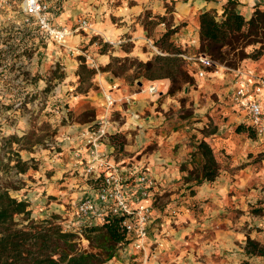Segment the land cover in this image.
Returning <instances> with one entry per match:
<instances>
[{
	"label": "crops",
	"instance_id": "obj_1",
	"mask_svg": "<svg viewBox=\"0 0 264 264\" xmlns=\"http://www.w3.org/2000/svg\"><path fill=\"white\" fill-rule=\"evenodd\" d=\"M225 1H175L173 8L166 12L161 0H137V2L123 0V6L119 7V10L101 14L99 20L94 23L98 34L92 37L110 43L113 39L107 38L108 36L119 38L118 36H124L125 32L129 31L131 51L124 52L121 50L120 44H113L111 55L122 53L124 56L146 60L151 52L147 55L141 49L142 34L145 29L140 23H132L135 21L134 16L139 15L142 10L152 9L153 14L165 15L170 20L171 27L178 26V30L173 35L174 42L183 49H192L195 52L199 45L197 13L200 10L208 9L220 13ZM236 1L237 11L246 18L251 16L256 4L264 7V0ZM55 14L56 12H51L49 6L48 15L51 22L63 26V19L59 17L56 22ZM61 17H63V13H61ZM118 22L120 23L118 24ZM158 29L155 28L157 32L160 31ZM88 39L87 36L75 32L66 37L65 43L75 46L84 42L91 47L94 40L88 43ZM123 40L125 37H121L117 42L123 44ZM187 53L190 52L187 51ZM102 56H105V53ZM243 63L251 66L256 74L264 79V56L257 60L247 59ZM194 77L197 85L195 88H191L189 94V103L193 107L192 113L182 116L180 115L182 110H178L171 116L168 115L167 110L179 108L180 99L178 100V98L180 96L177 94L164 97L170 86L168 79L154 81L142 79L136 83L137 87H132L129 83L111 76L108 72L95 75L94 80L102 90L101 100L99 104H95L99 107L95 122L106 123L107 136L109 137L105 140L104 145L109 151L111 145H114L111 157L117 164L128 167L129 178L124 184L126 192L131 191L136 177L141 171L147 172L154 178L158 189L160 187L174 188L181 185V176L184 175L181 165L187 162L188 157L190 160V153L195 150L197 142L201 139L209 143L214 153L217 151L221 155L225 153V155H230L231 159L242 158L249 151L264 146V138L254 134L247 136L244 131L236 129L239 124L247 126V119L232 107L229 80L222 76H211L209 73L206 77ZM112 83L117 84L116 89L111 90ZM151 84L156 86L154 93H149L145 89ZM183 91L187 93L188 88L184 87ZM106 92L111 93L115 100L109 107L104 98ZM199 94H203L201 100L200 97L198 99ZM257 97L264 103V90ZM91 103L93 105V102ZM192 121V127H189V122ZM210 124L213 125V129L207 133L204 129L208 128ZM87 126L88 124L83 123L79 129L71 130L70 134H66L56 142L60 145L57 158L49 159L45 154L47 151L36 149L35 144L32 146L34 151L33 153L28 152V154L48 159L43 163V166L41 165L39 169L33 171L32 178L26 182L27 192L20 195L15 194L19 199L23 197L22 199L35 205L47 203L49 208L42 211L45 215L52 212H63L64 215L68 212V206L72 207L81 197L96 200V190L100 181L84 175L81 171L82 164L86 161V154L82 146L81 133L78 130L82 131ZM112 134H115L116 140L120 144L116 142L115 144L111 140ZM19 149L20 157H25L26 154H22L25 150ZM77 152H79V156H76ZM77 161L80 166L74 168L72 164ZM216 179L219 180L217 184H220L224 179L222 173L217 175ZM205 182L190 186L188 189H194L195 195L189 194L187 199L180 202V206H176L177 203L174 202L175 205H171L177 207L178 215L169 219H161L156 231L150 233L148 238L150 249L154 248L157 259L149 260L146 264H196L198 263L195 261L197 256L210 255L207 253L212 251L213 246L212 238L209 237L213 235L214 231H211L209 228L211 225L207 224L205 220L211 219L217 211L218 213L224 211L221 196L224 191L225 194L228 191V183L224 181L225 185L214 186L215 183L210 185ZM184 185H191V183ZM192 200H195L203 208L200 215L196 216L189 211L188 206ZM229 205L231 202L225 197L224 212L227 211ZM203 222L205 223L202 228H197V224ZM232 238L236 239V236L230 234V227L225 228L226 243L232 242ZM156 241L159 242L158 246H155ZM259 241L264 245V238H259ZM127 249L123 244L117 254L104 264H128L127 260L124 262L120 260L127 256L131 258L129 257L131 252H128ZM136 253L138 251L132 254L133 259ZM229 260L230 257L225 255V264L234 262Z\"/></svg>",
	"mask_w": 264,
	"mask_h": 264
},
{
	"label": "rangeland",
	"instance_id": "obj_2",
	"mask_svg": "<svg viewBox=\"0 0 264 264\" xmlns=\"http://www.w3.org/2000/svg\"><path fill=\"white\" fill-rule=\"evenodd\" d=\"M23 1L6 0L5 3L0 5V157L5 164L0 168V183L6 186L11 195L18 199L19 197L15 194L20 195L27 192L26 182L32 178L33 171L39 169L41 165L43 166L46 159L59 157L57 152L60 145L56 142L61 137L70 134L71 130L75 128L79 129L83 123H86L88 124L86 128L82 131L81 129L78 130L82 136L87 128L98 123L95 120L99 107L95 104H99L102 90L94 78L97 73L107 72L101 71L99 68L109 61L108 57L111 54L109 52H112V49H108L105 56H102L103 53L100 51L102 41L96 37L93 39L94 43L91 47L84 42L70 46L67 43L59 45L51 39L49 40V38L45 40V37L41 35L35 26L23 22ZM45 1L49 4L51 12H56L55 21L58 22L59 17L63 19V26L72 29L77 25L80 18L87 19L94 30L91 32L80 29L78 33L87 36L89 38L88 43L94 38L93 35L98 34V29L94 23L99 20L101 14L119 10V7L123 6V0ZM128 1L137 2V0ZM161 1L166 11V8L170 10L173 8L175 1L186 0ZM145 11L152 13V9L142 10L139 15L134 16L135 23L132 24L140 23L138 18ZM61 13H63V17H61ZM112 20L114 21L115 18L113 17ZM165 27L166 24L164 23V25H157L155 28H159L161 31ZM155 28L150 34L147 30L142 34L141 49L147 55L151 52L149 57L156 53L151 46L156 47L160 52L154 44V40L160 31L157 32ZM128 32L126 31L124 36H118L119 38L114 36H108L107 38L113 39L110 42L111 45L121 44L117 42L121 37H125L123 43L131 42ZM248 50H250V47ZM186 51L194 52L192 49ZM118 56L123 57L124 55L120 53ZM88 57L97 64V67L90 65ZM82 59L89 67L96 70L91 78V87L84 92L78 91L80 85L76 75V70ZM104 59L108 60L103 61ZM189 67L191 68V66ZM130 72L128 71L123 75L108 73L129 83L132 87H137L136 83L145 78L127 79L125 76ZM222 77L229 80V76ZM196 85L193 75V81L183 84L181 89L174 94L171 95L167 91L164 97L177 94L180 96L178 98V100L180 99L179 108L175 110L169 108L167 110L168 115L172 116L178 110H182V114H180L182 116L192 113L193 107L189 103V94L191 88H195ZM82 86L85 88L86 84L83 83ZM184 87L188 88L189 93L183 91ZM147 88L148 86L145 87L146 91ZM201 95L203 94L198 95L200 100ZM91 102H93V105ZM191 123L193 121L189 122V127H192ZM212 129L213 125L210 124L204 131L208 133ZM244 133L247 136H253L248 135L246 131ZM12 135L21 137L22 140L9 143L6 139ZM34 144L36 149L47 151L45 154L48 158L28 154V152L33 153L32 146ZM19 148L25 150L22 152V154H26L25 157H20ZM215 156L220 163L218 175L222 173L224 179L220 184H217L219 180L216 178L213 182L206 181L205 183L210 185L215 183L214 186H219L225 185L224 181H226L228 191L226 194L224 191L221 196L224 211L225 197L231 202V205L227 207L226 212L218 213L217 211L211 219L205 220L207 224L211 225L209 227L211 231H214L213 235L209 237L212 238L213 249L210 253H207L210 254L209 256L205 254L197 256L195 261L198 263L196 264H225V255L230 257L229 261H234L232 264H240L243 260H248L253 264H262L264 262V245L260 243L259 238H264V146L249 151L242 158L231 159L230 155H225V153L221 155L219 151L215 152ZM16 160H19L20 163L15 166ZM181 168L185 169L184 175L181 176V185L174 188L160 187L158 189L155 183L152 200L155 219L150 226L149 235L152 231H156L161 219H169L178 215L179 210L177 207L171 206L175 205L173 202L177 203L176 206H180V202L187 199V196L195 195L194 189H188L195 184L190 182L191 185H184L187 170L192 168L189 157L187 162L181 165ZM69 206L67 208L68 212L64 215L63 212H52L45 215L42 211L49 208L47 203L42 205L30 203L29 208L31 210L30 215L34 219H53L61 224L63 229L64 225L70 223L73 212L74 205ZM188 209L196 216L203 212V208L195 200L191 201ZM16 220L20 221L19 219ZM205 222L197 224V228H202ZM227 227H230V234L236 236V239L232 238V242L229 244L225 240V228ZM248 239L257 244L262 251L261 254L256 251L247 255L246 242ZM205 241L207 242V240ZM79 242L80 246L87 247V241L84 238L81 237ZM149 243L150 241L147 240L145 249L141 251L135 250L125 243V247L128 248L127 251L131 252L129 256L131 258H128V256L122 257L121 262L127 260L128 264H146L149 260H156L157 253L154 252V248L150 249ZM158 245L159 242L156 241L155 246ZM136 251L138 253L134 255L133 259L132 254Z\"/></svg>",
	"mask_w": 264,
	"mask_h": 264
},
{
	"label": "trees",
	"instance_id": "obj_3",
	"mask_svg": "<svg viewBox=\"0 0 264 264\" xmlns=\"http://www.w3.org/2000/svg\"><path fill=\"white\" fill-rule=\"evenodd\" d=\"M236 6V0H226L220 13L213 9L197 13L199 45L194 53H203L229 66H237L247 58L257 60L264 56V7L256 4L251 16L246 18ZM168 11L170 9L166 8ZM138 19L149 34L160 23L166 24L154 40L161 53H155L146 60L110 54L109 61L99 69L114 75L131 71L125 76L131 80L168 79V93L172 95L183 84L193 81V69L181 56L192 53H187L174 42L173 35L178 26L171 27L165 15L145 11ZM93 39L95 37L91 41ZM131 45L130 42L121 43L120 48L129 52ZM100 47L102 53L113 50L108 42H101ZM95 73V68L89 67L82 59L76 70L80 85L78 91L84 92L91 87V78ZM236 129L246 131L248 135L254 134L249 126L239 124ZM110 137L114 143L120 144L115 134ZM6 140L9 143L20 142L22 138L12 135ZM190 161L192 168L187 170L185 183L199 185L214 180L219 173L220 165L213 148L204 139L197 142ZM19 163L16 160L15 166ZM4 165L0 157V168ZM29 206L28 200L12 196L8 188L0 183V264H104L126 243L119 216H111L101 224L84 226L79 231H65L53 219L31 217ZM81 237L87 241V247L80 246ZM246 244L247 255L256 251L261 254L254 241L248 239ZM240 264L253 263L243 260Z\"/></svg>",
	"mask_w": 264,
	"mask_h": 264
},
{
	"label": "built area",
	"instance_id": "obj_4",
	"mask_svg": "<svg viewBox=\"0 0 264 264\" xmlns=\"http://www.w3.org/2000/svg\"><path fill=\"white\" fill-rule=\"evenodd\" d=\"M5 2L6 0H0V5ZM48 12L49 4L45 0L23 1V22L35 26L43 37L59 45L65 44L66 37L80 29L91 32L94 30L92 24L85 18H80L72 29L55 25L51 22ZM151 47L153 51L160 53L156 47ZM181 56L194 69V76L206 77L208 73L211 76H229L233 109L245 116L247 126L253 130L255 136L264 138V103L257 97L264 90V79L258 76L251 66L245 65L244 60L237 66H229L203 53H184ZM89 63L97 67L90 58ZM116 88L117 84L112 83L111 90ZM147 91L154 93L155 84L149 85ZM104 98L108 107L115 101L109 92L104 93ZM108 137L105 122H98L82 133L86 161L82 164L81 171L100 182L96 190V200L79 198L74 204L70 223L64 225L63 230L79 231L84 226L101 224L111 216H119L126 244L141 251L145 249L149 229L155 219L152 206L155 180L147 172L141 171L131 191L126 192L124 184L129 178V170L128 167L117 164L111 157L114 145H111L110 151L104 145ZM76 156H79V152ZM72 166L78 168L80 164L77 161Z\"/></svg>",
	"mask_w": 264,
	"mask_h": 264
}]
</instances>
